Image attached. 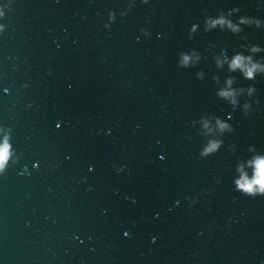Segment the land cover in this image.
<instances>
[{
    "label": "water",
    "instance_id": "obj_1",
    "mask_svg": "<svg viewBox=\"0 0 264 264\" xmlns=\"http://www.w3.org/2000/svg\"><path fill=\"white\" fill-rule=\"evenodd\" d=\"M5 141L0 264H264V0H0Z\"/></svg>",
    "mask_w": 264,
    "mask_h": 264
},
{
    "label": "clouds",
    "instance_id": "obj_2",
    "mask_svg": "<svg viewBox=\"0 0 264 264\" xmlns=\"http://www.w3.org/2000/svg\"><path fill=\"white\" fill-rule=\"evenodd\" d=\"M228 24V27L232 28L233 31H238L236 27L232 25L230 21H226L225 19L221 18L217 21H213V27H215L217 24L223 25ZM259 48H254L253 51H258ZM190 57L185 55L182 60L183 66L187 67L188 63L190 61ZM237 68L241 69L244 73L245 78L247 79H255V74L257 71L261 70V66L258 64H253L251 63V58L250 57H245L243 55H236L233 60L230 63V70L235 71ZM202 78V77H201ZM231 79L228 81L229 85L231 84ZM255 88H250L249 91H255ZM220 96L222 97H232L235 95V92L232 90H224L219 93ZM233 105L236 104V101H232ZM217 124L221 130L223 131H232L233 129L231 126L222 121V120H217ZM223 141H210L208 146H206L202 151H201V156L202 157H207L211 153L216 152L219 150L221 147ZM10 146L5 141L3 145H0V173H3L5 171V166L7 163V160L9 158L10 154ZM257 171L252 180H248L247 177L245 176L244 178L241 179V181H238V187L239 189L244 192L248 196L255 197L256 195H264V157H257L253 162H252Z\"/></svg>",
    "mask_w": 264,
    "mask_h": 264
}]
</instances>
